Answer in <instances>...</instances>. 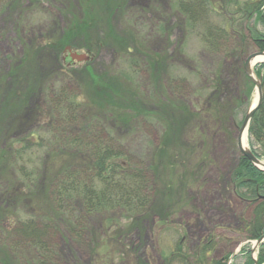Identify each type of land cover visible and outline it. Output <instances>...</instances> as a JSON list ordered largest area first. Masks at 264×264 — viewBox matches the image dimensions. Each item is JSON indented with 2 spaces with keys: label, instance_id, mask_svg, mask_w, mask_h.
I'll use <instances>...</instances> for the list:
<instances>
[{
  "label": "rangeland",
  "instance_id": "1",
  "mask_svg": "<svg viewBox=\"0 0 264 264\" xmlns=\"http://www.w3.org/2000/svg\"><path fill=\"white\" fill-rule=\"evenodd\" d=\"M78 1L0 0V150L10 139L36 136L35 132L45 127L43 111L37 114L42 109L40 98L48 83L63 79V73H72L78 99L84 103L93 99L89 94L97 88V76L110 83L116 80L126 91L138 82L146 105H158L154 96L163 95V100L171 96L165 94L166 81H172L173 87L187 86L190 96H178L165 110V117L174 119L172 127L165 129L173 167L158 175V188L147 211L139 218L122 220L123 233H129L124 238L125 257L113 264H162L182 238L187 255L211 238L214 248L209 256L214 259L225 257L227 264H247V260L248 264H264V259L259 262L264 242L256 245L245 228L252 217L253 199L231 181L242 156L237 145L239 128L257 98L256 86L245 74L243 63L258 49L252 43L246 45L247 52L234 54L205 48L196 31L189 32L178 0H119L123 5L117 9L109 4L115 0H82L86 6L90 4L83 10V18L90 17L89 25L82 32H73L68 42L75 48H70L64 34L58 39V32L73 16L78 20L84 16L82 8L76 10ZM249 24L252 27V22ZM253 27L262 31L261 26ZM238 36L228 40L232 50H240ZM145 50L149 56L156 55L153 67L143 63ZM70 52L86 54L89 59L74 61ZM131 57L139 62V69L135 66L141 72L138 81L129 64ZM259 64L264 61L254 64L255 77L263 73L264 68L259 71L256 66ZM261 91L263 97L264 83ZM189 112L195 114L194 119ZM195 117L202 120L201 126H196ZM250 125L247 148L264 162V139L253 141ZM146 131L150 141L159 137L157 130L152 134L150 129ZM133 137L140 144L144 136L136 132ZM40 153L34 158L41 163L35 166L42 169V177L50 164ZM8 161V157H0V183L10 180ZM27 199L22 212L18 210L22 217L43 213L46 196ZM165 210L166 220L159 223ZM58 247L65 257L61 256V264H94L90 250L74 238L67 246L58 242Z\"/></svg>",
  "mask_w": 264,
  "mask_h": 264
},
{
  "label": "trees",
  "instance_id": "2",
  "mask_svg": "<svg viewBox=\"0 0 264 264\" xmlns=\"http://www.w3.org/2000/svg\"><path fill=\"white\" fill-rule=\"evenodd\" d=\"M77 4L76 10L82 8V12L90 6L82 0ZM109 4L115 9L123 5L119 0ZM177 6L189 32L196 31L203 46L212 52L243 53L250 43L264 50V0H178ZM3 7L7 8L5 3ZM83 13L82 17L77 14L79 20L75 15L74 20L65 21L58 39L64 34L69 45L73 32L88 28L90 17L83 18L86 10ZM253 26H261L262 31ZM236 35L242 42L240 50L227 45ZM141 55L143 63L153 67L156 55L149 56L146 50ZM129 59L138 81L141 72L135 66L139 69V62L134 57ZM256 66L259 71L264 68V64ZM71 74L63 73V79L45 88L40 98L42 109L37 114L43 111L47 123L40 133L35 132L39 135L29 136L34 140L10 139L0 150V157H8L10 166V180L0 183V264H61L65 257L58 242L67 246L71 238L90 250L94 264H113L122 259L124 238L129 234L123 233L122 220L139 218L147 211L158 188V175L173 167L165 129L172 127L174 119L166 118L165 110L178 96H190L187 86L175 88L172 81H166L165 94L169 92L171 96H167L172 99L154 96L158 105H146L138 82L127 92L116 80L110 83L104 76H97V88L94 86L96 90L89 94L93 99L84 103L78 99L80 94ZM262 76L264 83V69ZM191 115L194 119L195 114ZM195 120L196 126H201L202 120ZM250 123L249 135L264 138V96ZM148 129L150 134L159 131L154 142L145 136ZM136 132L144 136L140 144L133 137ZM39 152L50 164L42 177V169L35 166L41 163L34 158ZM237 165L231 181L253 199L252 217L245 228L248 238L257 240L264 234V171L242 156ZM163 166L166 168L160 169ZM40 194L47 200L43 213L22 217L18 210L22 212V204H28L27 197ZM211 241L209 238L200 243L191 255L183 252L179 242L169 257H163L162 264H227L225 257L209 256L214 248ZM263 259L264 251L260 249L259 262Z\"/></svg>",
  "mask_w": 264,
  "mask_h": 264
},
{
  "label": "water",
  "instance_id": "3",
  "mask_svg": "<svg viewBox=\"0 0 264 264\" xmlns=\"http://www.w3.org/2000/svg\"><path fill=\"white\" fill-rule=\"evenodd\" d=\"M69 56L71 59L76 60V61H87L89 59V56L83 53H77V52H70ZM258 56H263L264 58V51H255L253 53H250L246 56L244 60V72L245 74L250 78V80L254 83L256 86V91H257V98L254 101V104L247 110L242 125L239 128V133H238V147L241 152V154L246 157L255 167L259 169L264 170V162L261 161L249 148H243L240 143V137L241 133L243 131H247L248 123L250 121V118L252 117L253 113L259 108L261 104V99H262V92H261V77L256 78L253 74V70L251 68V61ZM264 241V235H262L258 240H256V245L259 244L260 242ZM255 264V263H254Z\"/></svg>",
  "mask_w": 264,
  "mask_h": 264
},
{
  "label": "bare ground",
  "instance_id": "4",
  "mask_svg": "<svg viewBox=\"0 0 264 264\" xmlns=\"http://www.w3.org/2000/svg\"><path fill=\"white\" fill-rule=\"evenodd\" d=\"M264 60V58H263V56H258V57H255L252 61H251V68H253V66H254V64L255 63H257V62H261V61H263ZM253 70V69H252ZM254 74V73H253ZM249 78V77H248ZM253 139V141H255V142H258L259 140H263L264 138H256L255 137V135L253 136V135H250ZM247 135H246V130L245 131H243L242 133H241V137H240V143H241V146L243 147V148H247ZM237 145H238V138H237ZM252 151V150H251ZM163 214V215H162ZM167 214V212H166V210L164 211V212H162L161 213V217L159 218V220H158V222L160 223V222H162V223H164V221L166 220V218H165V215ZM181 240H183V238L181 239ZM250 240H254V239H250ZM207 240H205L204 242H206ZM181 242V241H180ZM255 243H256V241H255ZM258 245V244H257Z\"/></svg>",
  "mask_w": 264,
  "mask_h": 264
}]
</instances>
